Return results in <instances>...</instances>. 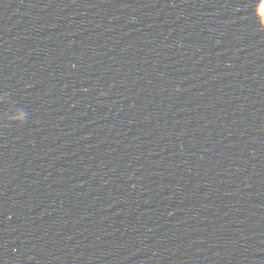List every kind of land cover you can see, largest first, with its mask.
Masks as SVG:
<instances>
[{
	"label": "water",
	"instance_id": "1",
	"mask_svg": "<svg viewBox=\"0 0 264 264\" xmlns=\"http://www.w3.org/2000/svg\"><path fill=\"white\" fill-rule=\"evenodd\" d=\"M0 96V264H264V0H0Z\"/></svg>",
	"mask_w": 264,
	"mask_h": 264
},
{
	"label": "snow or ice",
	"instance_id": "2",
	"mask_svg": "<svg viewBox=\"0 0 264 264\" xmlns=\"http://www.w3.org/2000/svg\"><path fill=\"white\" fill-rule=\"evenodd\" d=\"M253 23H255L258 26L259 25V20L254 19ZM2 101H3V97L0 96V102H2Z\"/></svg>",
	"mask_w": 264,
	"mask_h": 264
}]
</instances>
